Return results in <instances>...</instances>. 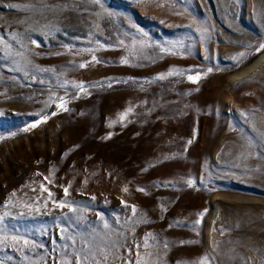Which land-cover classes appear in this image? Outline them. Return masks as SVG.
<instances>
[{
    "label": "rangeland",
    "instance_id": "rangeland-1",
    "mask_svg": "<svg viewBox=\"0 0 264 264\" xmlns=\"http://www.w3.org/2000/svg\"><path fill=\"white\" fill-rule=\"evenodd\" d=\"M262 46L264 0H0V262L264 264Z\"/></svg>",
    "mask_w": 264,
    "mask_h": 264
},
{
    "label": "bare ground",
    "instance_id": "bare-ground-1",
    "mask_svg": "<svg viewBox=\"0 0 264 264\" xmlns=\"http://www.w3.org/2000/svg\"><path fill=\"white\" fill-rule=\"evenodd\" d=\"M264 63V56L260 58L255 64H253L252 67H250L248 70L242 72L238 76L235 77V79H240L242 77H245L247 74L252 73L255 71L257 68H259L262 64Z\"/></svg>",
    "mask_w": 264,
    "mask_h": 264
},
{
    "label": "snow or ice",
    "instance_id": "snow-or-ice-1",
    "mask_svg": "<svg viewBox=\"0 0 264 264\" xmlns=\"http://www.w3.org/2000/svg\"><path fill=\"white\" fill-rule=\"evenodd\" d=\"M262 47H264V46H262ZM81 67H84V65H81ZM189 79L195 80V79H198V77H196V78L189 77ZM189 183H191V182H189ZM138 191H142V189H138ZM65 193H67V189H65ZM49 195H51V193H49ZM61 206H63V205H61ZM13 239H15V238H13ZM25 243H27V241H25ZM0 264H2V262H0Z\"/></svg>",
    "mask_w": 264,
    "mask_h": 264
}]
</instances>
